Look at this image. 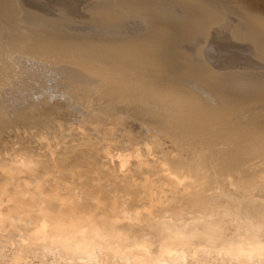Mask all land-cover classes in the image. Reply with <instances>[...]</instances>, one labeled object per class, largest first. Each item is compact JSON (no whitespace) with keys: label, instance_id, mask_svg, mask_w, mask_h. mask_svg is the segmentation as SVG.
Masks as SVG:
<instances>
[{"label":"clouds","instance_id":"1","mask_svg":"<svg viewBox=\"0 0 264 264\" xmlns=\"http://www.w3.org/2000/svg\"><path fill=\"white\" fill-rule=\"evenodd\" d=\"M20 51L0 47L6 91ZM62 63L86 119L0 113V264H264V109L189 99L134 55Z\"/></svg>","mask_w":264,"mask_h":264},{"label":"bare ground","instance_id":"2","mask_svg":"<svg viewBox=\"0 0 264 264\" xmlns=\"http://www.w3.org/2000/svg\"><path fill=\"white\" fill-rule=\"evenodd\" d=\"M8 44L21 50L18 81L0 88V113L30 103L86 119L62 60L116 65L127 55L189 99L264 109V0H0V47Z\"/></svg>","mask_w":264,"mask_h":264}]
</instances>
